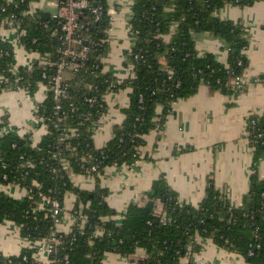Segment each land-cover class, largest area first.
Segmentation results:
<instances>
[{"label":"trees","instance_id":"trees-1","mask_svg":"<svg viewBox=\"0 0 264 264\" xmlns=\"http://www.w3.org/2000/svg\"><path fill=\"white\" fill-rule=\"evenodd\" d=\"M33 1L14 0L9 5L0 0V7L7 9L0 15V28L5 17L16 15L25 31L21 39L25 50L38 53L49 65L44 68L36 62L31 68L17 67L14 47L0 39V95L22 90L35 97L45 87L46 99L38 106V114L45 117L48 131L37 144L32 134L22 137L14 128L0 133V184H16L34 193V200H19L0 192V223L13 221L21 235L32 241L52 237L59 240L56 252L50 255L54 264H102L108 253L131 259L140 249L147 256L138 264H180L187 254L201 251L198 238L211 239L220 248L242 255L250 264H264V179L258 169L264 158V114L248 119L253 173L250 190L239 207L222 199L212 182L198 208L186 205L161 177L146 195L144 206L133 203L121 215L107 204L108 192L98 183L106 167L133 166L141 159L146 137L164 128L178 101L193 97L202 86L225 95L242 91L245 84L238 87L235 80L245 76L249 66L245 55L248 39L241 24L222 21L218 13L228 5L250 7L258 0H134L129 25L135 43L128 55L134 75L123 82L105 72L101 61L108 51L111 28L108 0H92L101 2L105 12L97 22L90 12L81 16L79 22L84 28L79 38L89 45L88 57L71 63L72 68L65 71L67 98L59 100L53 90V65L70 61L58 51L62 41L55 35L56 21L50 13L38 10L24 16ZM199 33H211L225 43L227 65L216 61L212 54L198 53L195 37ZM258 81L264 82V76ZM124 89L131 91L130 105L123 110L125 119L114 128L112 140L97 148L94 126L107 112L105 95ZM58 105L60 111L56 110ZM7 125L6 118L0 119V130ZM65 161L70 164L69 172L64 169ZM93 165L99 166L93 172L97 179L95 191L76 188L71 176L86 175V169ZM34 181L39 187L33 186ZM67 193L78 198L75 216L81 212L88 219L84 229L79 223L70 234L57 230L50 216L51 205L45 211H33V201H39L40 194L63 205ZM157 202L163 205L165 224L155 213ZM99 229L104 234L96 237ZM35 252L31 248L9 259L0 256V264H37Z\"/></svg>","mask_w":264,"mask_h":264},{"label":"crops","instance_id":"crops-1","mask_svg":"<svg viewBox=\"0 0 264 264\" xmlns=\"http://www.w3.org/2000/svg\"><path fill=\"white\" fill-rule=\"evenodd\" d=\"M133 2L108 0L111 28L108 51L101 61L104 71L112 73L120 82L134 75V67L128 57L135 43L129 25ZM218 17L222 21L241 24L248 39L245 55L249 66L245 71V87L237 94L225 95L202 86L193 97L174 104L160 132L155 131L146 137L139 161L133 166L106 167L100 176L101 187L108 192L107 204L117 213L123 215L133 203L144 206L146 195L161 177L167 180L182 203L195 208L203 202L211 182L222 199L235 207L242 205L249 192L254 149L248 138V119L252 115L264 114V82L258 81L264 76V0L244 8L228 5L218 13ZM0 39L14 47L17 67L30 68L36 63L35 56L25 50L7 26L0 28ZM195 42L201 56L212 54L219 63L228 64V49L213 34L199 33ZM130 92V89H124L106 93L107 112L94 126L93 142L97 148L105 147L114 136V128L123 123V110L130 105ZM44 101L41 90L35 97L22 90L3 92L0 95V119L6 118L8 125L17 129L20 136L31 133L39 142L44 130L36 109ZM161 111L159 108V113ZM258 169L261 179H264V158ZM71 181L85 192H94L97 188L95 177L72 175ZM10 192L15 199L25 198L21 188L12 187ZM76 204L77 196L68 193L60 232L71 230ZM156 209L163 211L162 203L157 202ZM200 242L202 249L194 256L200 264H250L242 255L220 248L211 239ZM28 246L29 241L21 235L16 223H0V256H18ZM144 254V250H138L132 261L108 253L102 264H135L134 261ZM43 260L47 264L48 257H42Z\"/></svg>","mask_w":264,"mask_h":264},{"label":"built area","instance_id":"built-area-1","mask_svg":"<svg viewBox=\"0 0 264 264\" xmlns=\"http://www.w3.org/2000/svg\"><path fill=\"white\" fill-rule=\"evenodd\" d=\"M25 1L26 0H21L22 3H24ZM5 2H6V4L12 5L14 0H5ZM45 6H47L49 8H56L58 10L57 15L51 14L52 19L56 21L55 35L60 36V40L62 41V46H63L58 51L64 56V58H67L70 61V62H66L63 60L62 62L58 63L57 65H53L56 67V71H55V73L53 75V79H52L53 90H54L55 99L59 100L60 98H67L66 88L63 86L64 75L66 73L65 71L72 68L71 63H73L75 61H83L88 57V53H89V47L88 46L89 45L87 43V46H85L84 44L86 43V41H82V39L79 38L80 33H81L82 29L84 28V26H82L79 22L81 16L90 12L92 17H93L92 20L97 22V21L101 20L105 11H104V6L101 4V2L93 3L92 0H35L29 4V11L26 12L24 14V16L33 15L38 10L44 11ZM6 10L7 9L5 6L0 7V15L6 13ZM16 17H17L16 15H9V16L5 17L4 20L2 21V27L7 26V28H9V30L14 35H16L19 38V40L21 41L22 36L25 35V31L21 30V23L19 21H17ZM90 24H91V22L88 23V25H90ZM21 43H22V41H21ZM31 54L35 56V58L37 60L36 62H38L40 66L45 68V65H49V63H47V59L41 58L38 53L33 52ZM32 66L33 65H31L30 68ZM73 69L76 70L77 67H75V68L73 67ZM44 78H45V75H44ZM0 79L2 80V78H0ZM245 82H246L245 76L238 77L235 80V85L238 87H241L242 85L245 84ZM42 91L44 92V100H45V87H42L41 92ZM95 101L96 100H91L92 103H95ZM56 110L60 111L61 106L58 105L56 107ZM36 115H37L38 121L41 123V127L43 128L44 135H45V130L47 133L48 127H47V124L45 122V117L40 116L38 114V107L36 109ZM12 129L13 128H11L10 126L7 125L4 129L0 130V133L10 132V131H12ZM73 133H75V131H73ZM28 134H31V133H28ZM25 135H27V134L22 135V137ZM34 137L35 136L32 134V139H33L34 143L35 144L39 143L40 141L36 142ZM63 163H64V169L69 172L70 171L69 170L70 164L66 161ZM98 169H99L98 165H93L91 168L86 169V173H87L86 175H81V176L94 178L93 172H96ZM4 179H6V177H4ZM33 186L39 187V184L36 181H34ZM12 187L21 188L20 186H18L16 184H11V185L0 184V192H3L5 194L11 196L10 190ZM21 189H23L25 192V198H29L30 200H34V193H33V190L31 188H29V189L21 188ZM39 198H40L39 201H33V204L35 206L33 211L34 212H42V211L46 210V207L48 205H51V212L52 213L50 216L53 219L57 230L59 231V226L62 225V223L64 221V217H65L64 204L62 205L59 200L52 199L51 197L44 195V194H40ZM106 198H105V200H106ZM77 200H78V198H77ZM145 201H147V199H145ZM80 207H81V209H84L85 206L83 204H81ZM86 207L87 208L90 207V202L86 204ZM72 213H73V224H72L71 230L68 233H64V234H70L72 232L73 227L79 223H80L79 225H81V229H84V227L88 223L87 217L85 215H83L81 212H80L78 217L75 216L74 210ZM155 213H156V215L161 217L162 223L165 224L166 223V219H165L166 217H165V214L163 213V211L158 212L156 209ZM103 220H105V219H103ZM60 233H62V232H60ZM103 234H104V232L101 229H99L95 232L96 237L97 236L101 237V236H103ZM26 239L29 241V246L26 247L25 249H31V248L36 249V252L33 254V259L37 264H45V262H44L45 260H43L44 263L41 261V258L45 257V256L48 257L47 264H54V261L50 259V255L53 254L54 252H56L57 245L60 243L59 240H57L55 237L46 238V239L37 240V241H32L29 238H26ZM197 240L200 242L202 239L198 238ZM195 254H198V253H194L192 256H190L191 253L187 254L184 258H181L180 264H187L189 262H192L194 264H200V262H197L194 260ZM250 255L252 256L253 253L250 252ZM146 256L147 255L145 252V254L142 258L134 261L135 264H138L139 261L144 260L146 258ZM133 257L130 260L133 261ZM5 258L9 259L10 257H5ZM24 259L26 260L27 258H24ZM66 260H67V258H66Z\"/></svg>","mask_w":264,"mask_h":264},{"label":"water","instance_id":"water-1","mask_svg":"<svg viewBox=\"0 0 264 264\" xmlns=\"http://www.w3.org/2000/svg\"><path fill=\"white\" fill-rule=\"evenodd\" d=\"M44 11L48 12V13H50L52 15H57L58 14V10L56 8H49L47 6H45ZM84 45L87 46V42Z\"/></svg>","mask_w":264,"mask_h":264},{"label":"rangeland","instance_id":"rangeland-1","mask_svg":"<svg viewBox=\"0 0 264 264\" xmlns=\"http://www.w3.org/2000/svg\"><path fill=\"white\" fill-rule=\"evenodd\" d=\"M100 185H101V180H99V182H98ZM97 185V184H96Z\"/></svg>","mask_w":264,"mask_h":264}]
</instances>
